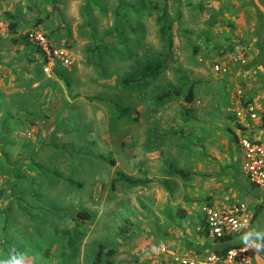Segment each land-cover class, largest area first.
Listing matches in <instances>:
<instances>
[{
    "label": "rangeland",
    "instance_id": "obj_1",
    "mask_svg": "<svg viewBox=\"0 0 264 264\" xmlns=\"http://www.w3.org/2000/svg\"><path fill=\"white\" fill-rule=\"evenodd\" d=\"M243 139L264 147L254 0H0V260L94 264L104 248L112 264H187L215 253L199 232L204 206L239 201L250 226L264 224Z\"/></svg>",
    "mask_w": 264,
    "mask_h": 264
},
{
    "label": "built area",
    "instance_id": "obj_2",
    "mask_svg": "<svg viewBox=\"0 0 264 264\" xmlns=\"http://www.w3.org/2000/svg\"><path fill=\"white\" fill-rule=\"evenodd\" d=\"M30 38L43 47L48 45L47 40L39 33L30 34ZM49 48L50 55L62 59V52ZM241 146L246 154L245 172L248 180L257 188L264 189V147L245 139L241 141ZM202 214L205 229L213 240L239 236L251 225L247 207L239 201L206 205L202 208ZM254 251L243 245L222 255L212 253L202 259H190L187 264H254Z\"/></svg>",
    "mask_w": 264,
    "mask_h": 264
},
{
    "label": "trees",
    "instance_id": "obj_3",
    "mask_svg": "<svg viewBox=\"0 0 264 264\" xmlns=\"http://www.w3.org/2000/svg\"><path fill=\"white\" fill-rule=\"evenodd\" d=\"M10 28L13 30L16 28V26L14 24H10ZM165 35V34H163ZM147 73L145 74H142V77H150L151 75L154 74V70H146ZM177 95H180V92H176ZM186 102L188 104H192L193 103V97L192 96H188L186 98ZM116 111H117V115L119 118H122V119H131L132 118V115L131 113L129 112L128 109H122V108H116ZM6 135L4 134L3 135V138L5 137ZM178 174L181 176V177H186V175L182 172H178ZM55 176L59 177L60 179H63L64 177L59 175V174H55ZM119 177L120 178H123V175L122 174H119ZM186 179H189L186 177ZM71 185H73L72 182H69ZM80 187V186H79ZM264 210V206H261V208L259 209V211H257L254 215V220H256L259 215L261 214V212ZM183 216H185V214H182ZM87 217V216H85ZM206 225H205V220H204V217L201 218V221L199 223V232L200 234L203 236V237H206L208 238L209 237V234H208V231L205 229ZM238 237L239 236H231V237H225V238H221L219 240H214L213 241V244H216L218 245V249H214L213 251L216 253V254H219V255H222V254H225L226 251L230 250V249H233V248H238V247H241L243 246L244 244L239 242L238 241ZM115 254L114 250H106L104 248H99L98 252H97V256H96V261L94 264H112V263H108V262H105L104 259L106 257H112L113 255Z\"/></svg>",
    "mask_w": 264,
    "mask_h": 264
},
{
    "label": "clouds",
    "instance_id": "obj_4",
    "mask_svg": "<svg viewBox=\"0 0 264 264\" xmlns=\"http://www.w3.org/2000/svg\"><path fill=\"white\" fill-rule=\"evenodd\" d=\"M239 242L243 243L246 248H252L256 252L264 249V224H256L248 227L239 237ZM24 254L15 252L9 253L7 260H0V264H24Z\"/></svg>",
    "mask_w": 264,
    "mask_h": 264
},
{
    "label": "water",
    "instance_id": "obj_5",
    "mask_svg": "<svg viewBox=\"0 0 264 264\" xmlns=\"http://www.w3.org/2000/svg\"><path fill=\"white\" fill-rule=\"evenodd\" d=\"M254 3L264 16V5L261 4L260 0H254ZM263 251L264 249H262L260 252H256L255 260L257 264H264V258L261 255Z\"/></svg>",
    "mask_w": 264,
    "mask_h": 264
}]
</instances>
